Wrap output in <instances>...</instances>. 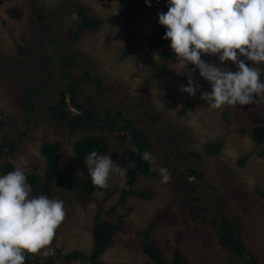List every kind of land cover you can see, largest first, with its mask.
<instances>
[{
  "label": "rangeland",
  "instance_id": "1",
  "mask_svg": "<svg viewBox=\"0 0 264 264\" xmlns=\"http://www.w3.org/2000/svg\"><path fill=\"white\" fill-rule=\"evenodd\" d=\"M0 108L4 126L1 137L18 139L19 148L11 157L15 169L25 174H41L42 142H58L62 158L58 160V170L63 179L72 172L74 157L72 145L89 131L78 129L69 132L53 122H47L42 112L52 102L56 89L61 88L59 61L66 55L94 78L104 84L106 94L96 97L93 105L103 103L111 108L131 115L135 121H143L157 152L156 169L164 167L168 171L175 163H181L184 156L187 165L202 173L201 185L212 202L207 215L215 217L227 214L239 217L238 226L243 232V243L259 264H264V163L250 156L253 145L249 131L264 130V100L245 106L209 109L200 99V92H207L198 70L188 65L199 91L189 97L179 92L186 85L187 76L170 61L167 72L162 74L160 55L164 48L148 49L145 39L158 30V17L149 8L139 18L127 24L120 19L113 24H105L94 33L84 34L74 45L66 40V33L77 4L88 6L93 15L107 20L119 13L118 0H0ZM166 2V0H165ZM167 4V2H166ZM18 8L23 18L15 21L7 17V12ZM128 19V18H126ZM205 62L218 63L215 56L202 55ZM251 64V62H246ZM231 71L234 65L225 62ZM264 80V72L261 73ZM22 85L43 88L40 97L33 101L35 109L25 113L22 109ZM96 87L88 94L94 97ZM51 92V93H50ZM193 104V106H192ZM189 106V107H187ZM191 108L192 110L187 111ZM3 110V111H2ZM196 119L193 120L188 113ZM24 130L28 134L19 139ZM246 132V133H245ZM221 144L217 155L205 151L208 145ZM119 141L109 140V151L119 149ZM124 146V145H123ZM248 157L244 165L238 162ZM121 167V165L119 164ZM82 178L90 179L87 172L78 171ZM121 178L112 175L107 188L96 186L87 205H79L63 192L57 199L64 202L65 218L57 228L50 245L63 254L79 252L89 255L92 250V211L107 210L118 196ZM147 187L153 190V199L130 198L124 209L122 231L118 233L112 247L101 256L106 264H142L146 259L138 254L134 232L146 228L161 211L170 213L169 221L159 225L152 232V239L160 249L167 245H178L191 264H232L216 245L212 230L200 224H192L187 216L190 204L188 191L174 180L170 173L167 183L136 184L138 192ZM111 193V194H110ZM131 210V211H129ZM116 221V217L112 218ZM181 234L180 240L176 235ZM166 252L165 256L168 257ZM36 264H44L45 257L37 253ZM56 261L55 264H82L80 262Z\"/></svg>",
  "mask_w": 264,
  "mask_h": 264
},
{
  "label": "trees",
  "instance_id": "2",
  "mask_svg": "<svg viewBox=\"0 0 264 264\" xmlns=\"http://www.w3.org/2000/svg\"><path fill=\"white\" fill-rule=\"evenodd\" d=\"M118 1L120 3L118 15L107 20L93 15V11L88 6L77 4L74 8V13L78 15V19L71 22L66 33V40L71 45H74L84 34L94 33L103 25L107 23L113 24L120 19L130 24L131 20L134 21L136 17L139 18L148 8L157 17L158 13L167 11L165 0H159L158 3L156 0H151L150 7L145 5L144 0ZM23 15V12L18 8H13L7 12V17L15 21L21 20ZM157 27L158 30L144 40L148 49L163 48L168 42V40L163 39L164 27L159 25V23ZM175 58L169 46L163 49L160 55L162 74L167 72L168 64ZM59 64L61 65L59 68L62 81L61 88L56 89L52 102L48 104L42 114L46 113L43 116L47 119V122H53V125H57L69 132L85 129L89 133L79 137L72 145L75 163H73L71 168L72 172L67 174L64 179L58 170V160L62 158L61 145L58 142L44 141L41 143L39 148L43 159L41 174H26V181L32 189L31 195H45L49 198L57 199L64 192L70 200H74L77 204L87 205L91 200L95 187L91 180L82 178L78 171L87 172L84 158L91 151L95 150L99 154L110 153L108 152L110 139H115L120 143L119 149L112 153L113 160L118 161L121 167L128 168L131 165V169L126 173V180L123 177L121 178L116 202L109 206L107 210L98 208L92 211L91 237L93 246L90 254L84 255L79 252H70L65 255L56 249L55 246H51L54 249V255H44V264H55L56 261L54 260L66 263L106 264L100 258L106 250L112 247L124 224V216L120 215L119 211L124 209L130 198L138 197L144 200H152L154 197L153 190L150 187H147L146 190L143 189L145 192L137 191L135 186L139 179L158 185L161 182L156 166L153 168L143 161L137 150H139V153L148 151L156 159L157 152L153 147L151 137L148 136L149 134L145 130V128L149 127L143 121H135L131 115H126L105 103L101 107L93 105L96 97L106 94L103 88L104 84L99 78L91 77L92 75L84 68L78 66L70 55L61 58ZM92 86L97 89L94 97L87 93ZM32 87L34 86L22 85L19 89L20 94H23L22 109L25 113H31L35 109L33 101L35 98L40 97L43 93L42 90H44L43 88L41 90L40 88ZM204 87L207 92H210V85L206 81L204 82ZM189 110L192 109H187V111ZM3 122V114L0 108V129L4 126ZM21 133L19 139L23 140L27 136L28 130H24ZM249 137L253 145L250 156H254L264 163V130L254 129L249 131ZM19 142L15 138L1 137L0 175L15 170V166L10 159L19 148ZM220 150V143L210 144L205 148V151L212 155H217ZM184 158L182 156L181 163H175L174 167L168 172L173 173L175 182L181 184L188 191L190 204L187 209V218L189 222L203 225L212 230L217 247L224 252L230 263L259 264L258 259L248 252L247 247L243 243L244 235L242 229L238 226V221L241 220L239 217L233 218L227 214H220L215 217L207 215L212 202L209 195L205 192L206 185L200 184L202 173L198 169L187 165L184 162ZM247 158L244 157L238 164L244 165ZM115 217L116 221L112 220ZM169 218V212L161 211L146 228L131 235L135 238L136 251L146 259L142 264H191L178 245H167L165 248L160 249L151 237L153 230L159 225H165ZM176 236V240L179 241L181 234ZM166 252L169 253L168 257L165 256ZM36 256L37 253H27L24 264H36Z\"/></svg>",
  "mask_w": 264,
  "mask_h": 264
},
{
  "label": "clouds",
  "instance_id": "3",
  "mask_svg": "<svg viewBox=\"0 0 264 264\" xmlns=\"http://www.w3.org/2000/svg\"><path fill=\"white\" fill-rule=\"evenodd\" d=\"M158 3L159 0H156ZM167 11L158 13L164 27L163 39L176 57V64L187 76L179 92L195 96L199 85L188 65L198 70L210 85L200 99L212 110L225 106L259 105L264 100V0H166ZM151 6V0H144ZM78 19L76 13L72 20ZM202 55L215 56L218 63L205 62ZM237 69L231 71L225 62ZM246 62H251L248 64ZM195 120L196 117L189 112ZM138 154L155 168L156 158L148 151ZM88 176L94 186L107 188L112 175L126 180L131 169L120 167L110 154L93 150L85 156ZM161 183L170 173L159 167ZM20 169L0 175V264H24L27 253L54 255L50 247L57 228L65 218L64 202L45 195L33 196Z\"/></svg>",
  "mask_w": 264,
  "mask_h": 264
},
{
  "label": "bare ground",
  "instance_id": "4",
  "mask_svg": "<svg viewBox=\"0 0 264 264\" xmlns=\"http://www.w3.org/2000/svg\"><path fill=\"white\" fill-rule=\"evenodd\" d=\"M3 111V110H2Z\"/></svg>",
  "mask_w": 264,
  "mask_h": 264
}]
</instances>
